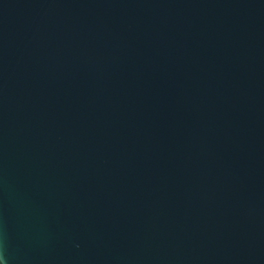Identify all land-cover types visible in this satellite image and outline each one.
<instances>
[{
	"label": "water",
	"instance_id": "obj_1",
	"mask_svg": "<svg viewBox=\"0 0 264 264\" xmlns=\"http://www.w3.org/2000/svg\"><path fill=\"white\" fill-rule=\"evenodd\" d=\"M0 264H264V0H0Z\"/></svg>",
	"mask_w": 264,
	"mask_h": 264
}]
</instances>
